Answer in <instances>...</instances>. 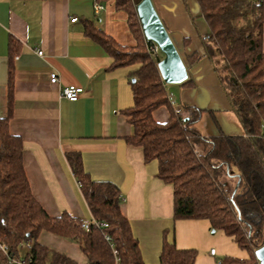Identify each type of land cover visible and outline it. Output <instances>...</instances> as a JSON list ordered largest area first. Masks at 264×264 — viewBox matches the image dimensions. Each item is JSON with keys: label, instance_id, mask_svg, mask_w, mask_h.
Returning <instances> with one entry per match:
<instances>
[{"label": "crops", "instance_id": "1", "mask_svg": "<svg viewBox=\"0 0 264 264\" xmlns=\"http://www.w3.org/2000/svg\"><path fill=\"white\" fill-rule=\"evenodd\" d=\"M96 3L100 2L0 0V115L9 114L12 66L14 95L9 129L23 140L24 166L34 196L53 216L67 211L90 220L93 215L66 156L71 151L79 152L94 180H110L119 186L121 209L130 220L145 263L159 264L165 232L169 241L173 232L180 248L191 246L200 232L191 226L192 220L174 219L173 185L158 177V161L146 162L142 147L126 141L133 127L123 109L134 103L130 73L137 65L113 66L112 55L86 33V28L92 22L124 45H136L137 38L129 28L127 12L117 9L114 0L101 3L99 12ZM153 3L188 67L187 81L176 86L165 83L168 92L174 94V109L200 107L214 124L216 117L223 132L243 134L205 55L201 36L209 32V27L197 0ZM75 16L78 20L72 21ZM12 38L18 50L11 60ZM262 47L264 51V26ZM195 52L201 58L190 65L188 56ZM53 71L59 74V83L50 81ZM71 84L85 88L77 101L61 95L62 88ZM169 116L167 106L154 111L160 122ZM197 127L206 136L217 133L211 130L205 134L201 124ZM188 226L192 228L185 234ZM39 241L79 264L81 248L73 241L48 231L41 232ZM219 254L218 250L208 254L205 248L206 258L195 264H221Z\"/></svg>", "mask_w": 264, "mask_h": 264}, {"label": "trees", "instance_id": "2", "mask_svg": "<svg viewBox=\"0 0 264 264\" xmlns=\"http://www.w3.org/2000/svg\"><path fill=\"white\" fill-rule=\"evenodd\" d=\"M138 1L114 0L116 8L128 14L136 45L119 43L92 22L86 28V33L112 55L113 66L137 65L130 73L134 103L123 109L133 127L126 141L142 147L146 162L157 160L158 177L173 185L175 220L207 218L251 252L248 259H218L221 264H260L255 250L264 245V0H197L209 27V32L201 36L205 55L244 129L243 134H227L213 116L219 133L209 136L197 127L202 108L185 105L175 110L171 105L157 63L147 52L136 9ZM9 50L12 60L18 50L13 38ZM200 58L195 52L188 56V62L192 65ZM13 95L11 66L9 114L0 115V243L20 257V245L31 240L32 247L24 254L27 259L39 264H78L66 253L39 241L41 232L48 231L76 242L88 264H115L103 234L106 232L122 264H146L130 220L121 209L119 186L110 180H94L79 152H68V162L93 217L106 220L109 227L93 225L87 230L81 218L67 211L53 216L37 200L24 166L23 140L9 129ZM162 106L170 112L165 122L154 117V111ZM228 177L235 181L226 180ZM197 253L196 248L178 247L165 232L160 264H195ZM0 264H10L1 251Z\"/></svg>", "mask_w": 264, "mask_h": 264}, {"label": "water", "instance_id": "3", "mask_svg": "<svg viewBox=\"0 0 264 264\" xmlns=\"http://www.w3.org/2000/svg\"><path fill=\"white\" fill-rule=\"evenodd\" d=\"M136 9L144 36L156 42L163 53L157 67L163 81L183 83L189 78L188 67L161 19L153 0H140ZM260 264H264V245L255 250Z\"/></svg>", "mask_w": 264, "mask_h": 264}, {"label": "rangeland", "instance_id": "4", "mask_svg": "<svg viewBox=\"0 0 264 264\" xmlns=\"http://www.w3.org/2000/svg\"><path fill=\"white\" fill-rule=\"evenodd\" d=\"M161 56H163V53L161 54ZM170 85L176 86V83H170ZM207 121L208 123H206ZM198 123L201 124V127L203 129L202 131L205 134L211 133V130L214 132H217L214 134H218L219 132V127L212 122V119L209 115L208 116L206 114L203 115L201 117V120ZM241 128H242V133H244L243 126ZM211 134L214 135L213 133ZM226 180H229L230 182L235 181L233 177H228ZM178 220H187V219H178ZM188 220H192L190 221V222H193L191 223V226H195L200 232V235L198 234L197 238L195 239V242H193L191 246L186 247V248H189V247L196 248L198 252L196 262L198 260L200 261V258H203L205 256L204 255L205 248H207V252L209 254L211 247H214L213 249L219 251L220 256L218 255V259H223L227 256L248 259L251 256L250 250H248L247 248L240 247L229 235H227V233L223 229L213 226L212 222L209 219L200 218V219H188ZM191 228L192 227L188 226L187 230L185 231V234ZM170 241L175 242L174 237H173V232H172V237ZM199 242L202 244H199ZM78 250H79V254H78L79 264H88V261L84 257V254L82 253V251L80 249ZM159 264H160V259H159Z\"/></svg>", "mask_w": 264, "mask_h": 264}, {"label": "built area", "instance_id": "5", "mask_svg": "<svg viewBox=\"0 0 264 264\" xmlns=\"http://www.w3.org/2000/svg\"><path fill=\"white\" fill-rule=\"evenodd\" d=\"M102 8H103V5L101 3L95 4L96 12H99ZM77 20H78V17L76 16L72 18V21H77ZM147 52L149 53L151 57H153V59L158 64L161 58V54H162L160 46L156 42L147 39ZM38 54L42 55L43 51L38 50ZM59 79H60L59 74L57 72L53 71L50 73V81L52 83H59L60 81ZM84 93H85V88L83 86H77L73 84L64 86L61 90V95L70 101H77L81 97V95ZM168 96H169L171 105L175 106L176 100H175L174 94L169 93ZM93 225L99 229H105L109 227V223L106 220H100L95 217H92L90 220H84L82 223V226L87 230H89ZM103 234L112 249L114 259H115V264H122L119 251L114 241L112 240V237L106 232H103ZM31 247H32L31 240L23 242L20 245L21 256L15 257L14 255L10 254L9 249L6 245H4L3 243H0V251L9 258L10 264H39L33 261L31 258L27 259L25 257L26 255L24 256V254L27 251H29ZM211 253L215 254V249H211Z\"/></svg>", "mask_w": 264, "mask_h": 264}]
</instances>
